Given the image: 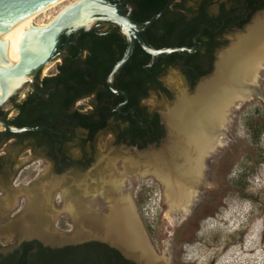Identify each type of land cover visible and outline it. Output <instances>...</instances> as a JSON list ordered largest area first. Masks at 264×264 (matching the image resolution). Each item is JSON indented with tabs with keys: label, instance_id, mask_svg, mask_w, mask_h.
Here are the masks:
<instances>
[{
	"label": "rangeland",
	"instance_id": "1",
	"mask_svg": "<svg viewBox=\"0 0 264 264\" xmlns=\"http://www.w3.org/2000/svg\"><path fill=\"white\" fill-rule=\"evenodd\" d=\"M70 1L73 0L50 8L37 19L47 20L57 15ZM95 23L92 20L85 27ZM243 27L227 33L229 36L224 39L219 51L216 50L214 61L221 50L229 46L231 35L243 32ZM214 70L212 66L206 77L213 75ZM47 71L42 67L41 73ZM53 72L55 65L50 70V73ZM259 79L257 95L239 108L231 109L226 142L206 157L203 172L195 186L196 200L189 213L185 217L177 215L178 218L172 223L164 215L167 205L163 198V186L152 174L154 162L142 155L151 149L140 152L116 144L111 134L102 131L97 134L93 146L85 147L84 151L92 153V161L86 168H67L57 174L41 154L20 146L3 147L1 151H7L8 162L3 164L0 173V248L6 251L21 241L24 237L23 224L28 223L24 215H27L31 207L39 210L43 217L40 218L41 226L53 238H37L45 245L62 246L90 240L107 243L108 239L88 233L89 229H95L89 223L95 217L105 219L112 204L129 194L134 204L137 197L144 199L140 206L135 205L137 217L153 252L161 255L166 248L165 256L168 260L163 264H201L216 255L215 260L209 264H264V133L258 143L254 144L245 124L246 117L250 115L256 116L258 113L264 116V69ZM161 81L169 89L170 96L150 91L142 101L149 110L160 115L166 113L181 90L192 93L197 84L189 86L177 68L167 69ZM32 84L33 81L26 83L21 94H11L0 108L9 109L10 98L15 95L21 98ZM86 102L80 101L83 106H86ZM166 144L163 139L154 149L161 151ZM67 152L72 158H77L81 149L75 144H69ZM167 156L164 157L169 161ZM143 170L149 173L143 175ZM242 170L244 177L238 181L237 177ZM110 178L121 182L120 187L108 190L105 181ZM57 180L58 185H48ZM149 181L159 186L157 199L161 195V200L156 201L158 206L153 219L144 217L142 210L148 196L145 183ZM198 205V211L193 214ZM82 214L89 222H80L79 216ZM146 225L151 228V233L147 231ZM251 243L254 245L249 247ZM130 254L131 260L137 264H147L136 254Z\"/></svg>",
	"mask_w": 264,
	"mask_h": 264
},
{
	"label": "trees",
	"instance_id": "2",
	"mask_svg": "<svg viewBox=\"0 0 264 264\" xmlns=\"http://www.w3.org/2000/svg\"><path fill=\"white\" fill-rule=\"evenodd\" d=\"M212 4L210 0L207 4ZM207 5V6H208ZM264 9V0H223L219 5L218 20L224 19L227 29L238 20L237 28L241 29L252 15ZM206 17L200 10L192 20H185L182 15L175 14V24L197 26V21ZM170 18V17H169ZM135 23L142 24L148 16L136 15L131 18ZM161 20V18H160ZM160 23L164 28H171L168 20L154 21L151 25ZM195 26V27H196ZM197 29V28H196ZM212 44L194 52H171L162 58L152 60V55L144 51L139 45L135 46L129 60L114 73L112 84L127 94L113 92L107 83V77L114 64L123 56L128 48L129 41L118 25L109 26L101 31L88 30L78 34L75 40L84 46L87 53L81 57L77 49L65 54L63 61L58 65V72L53 76L37 79L36 91L29 93L20 102H13L17 113L8 118L16 127L45 125L36 130L13 132L9 129L0 130V148L7 145L21 148H43L54 161L56 153L65 155V144L72 142L82 151L87 145L93 146L99 132H113L116 135V144L128 138L129 145L144 148L152 142L158 143L162 136L159 115L151 111L142 103L150 91L167 93L161 77L167 69L183 64V72L187 75L191 86L211 71L214 61V51L224 43L214 42V32L211 30ZM147 44V43H146ZM150 47L157 48L151 44ZM178 47V46H177ZM182 47V46H179ZM191 48V47H188ZM206 59L209 67L201 69V62ZM201 69V70H200ZM194 70L198 75H189ZM169 94V93H168ZM91 96L92 109L81 112L74 107L77 100ZM5 114V113H4ZM3 118H7L5 115ZM115 121L110 125V120ZM245 124L250 132L252 142L258 143L264 133V116L261 114L246 117ZM57 131V132H54ZM11 140L10 143L7 141ZM142 141V142H139ZM8 153L0 155V168L5 162ZM65 161V160H64ZM92 157L86 161L76 159L68 166H82L86 168ZM245 170V169H244ZM242 170L237 180L244 177ZM60 168L58 171L61 172ZM141 196V195H140ZM143 198L137 197L136 203L140 206ZM200 205L194 210L196 214ZM151 233V228L146 225ZM3 264H136L133 260L124 257L117 249L104 242L87 241L79 244H69L60 248L43 246L37 240L24 241L10 254Z\"/></svg>",
	"mask_w": 264,
	"mask_h": 264
},
{
	"label": "bare ground",
	"instance_id": "3",
	"mask_svg": "<svg viewBox=\"0 0 264 264\" xmlns=\"http://www.w3.org/2000/svg\"><path fill=\"white\" fill-rule=\"evenodd\" d=\"M66 1L69 0H54L3 30L0 33V66L16 63L23 44L25 49H42L44 45L29 41V31L33 28L32 25L47 26L56 15L48 17L47 20L37 17ZM76 21L79 24L89 22L88 16L82 11ZM230 38L229 46L219 53L213 75L202 79L192 93L181 90L170 103L164 114L168 126L167 144L159 152L142 154L152 158L155 163L152 174L163 186V198L167 205L164 215L171 223L178 218L177 215H187L196 200L195 186L203 172L206 157L226 142V127L231 109L239 108L245 101L257 95V83L264 69V12L255 15L243 32L235 33ZM50 68L52 62L43 66L45 70ZM31 71L29 68L24 69L23 72L8 77L7 93L11 95L32 81ZM165 155H168L169 161ZM146 173H149L148 170H143L142 174ZM58 183L59 180L48 185L54 187ZM105 184L108 190H115L120 187L121 182L110 178ZM45 195L46 193L44 198ZM135 205L131 195L127 194L112 204L105 219H91L92 223L89 224L95 229H89L88 233L120 245L132 255L141 257L147 264L167 262L166 248L161 255L153 252L138 220ZM24 218L28 222L23 230L25 236L37 235L46 240L53 239L41 226L40 218L43 217L39 210L31 207ZM30 218L32 219L28 220ZM79 219L83 224L89 222L84 214ZM252 245L254 244L251 243L249 247ZM216 256H211L201 264H209Z\"/></svg>",
	"mask_w": 264,
	"mask_h": 264
},
{
	"label": "flooded vegetation",
	"instance_id": "4",
	"mask_svg": "<svg viewBox=\"0 0 264 264\" xmlns=\"http://www.w3.org/2000/svg\"><path fill=\"white\" fill-rule=\"evenodd\" d=\"M75 1H77V0H75ZM75 1L67 3L66 5H64V8L67 7L68 5L72 4ZM111 1L113 3H116L122 9V11L125 14H127L128 16H130L131 18L136 16V15L148 16V19L145 22H143L142 24H139V26L141 28L140 33H141V36H142L143 40L145 41V43H147V44L149 43L152 46L157 47V48H164V47H174L175 48L177 46L178 47L182 46V47L195 48V50L202 49V52L204 53L205 48L212 44L211 32H210L211 30L214 32L213 37H214L215 43L223 42L226 34L228 33V32H226L225 34L222 33L223 30L227 29V25H226V22L224 21V19L222 18V19L218 20V16L220 14L219 5L223 0H213V3L212 4L210 3L209 5L207 3L210 0H111ZM200 10L204 11V14L206 15V17L199 19L197 21L198 22L197 26L195 24H194V26H185L182 24V22H181V25L175 24V14L182 15L185 20H192L197 15V12ZM160 18H161V20L166 19V20L172 22L171 28L170 29L164 28L160 23L156 24L155 26L151 25L154 21H156V20L158 21V19L160 22L161 21ZM95 21H96V23L94 25L90 26L89 28L81 27V28L77 29L76 31L64 30L63 32L60 33V35H59V49H58L56 57L54 58V60L52 62V68L55 65V72L50 73V70L52 69V68H50V69H48L47 72L41 73L42 68L39 69L37 71V73H35L34 82L32 84V87L28 88L27 92L25 94H22L21 98H19L17 95L10 98L11 106L9 109L0 108V118H3V116L5 115L8 119L17 113V109L13 106V102H20L21 100L26 98V96L29 93H31L33 91L35 92L36 91L35 86L37 84V79L39 81L46 76L56 75L58 72V65L62 63L65 54L71 53V51L77 49V53L81 57L85 56V54L87 53L86 52L87 51L86 50L87 45L84 46L83 44H81L75 40V37L78 34H82L83 32H87L88 30L89 31L93 30L95 32L101 31V30L108 28L109 26H115L116 25L115 23H113L109 20H105V19H103V20L98 19ZM238 22H239L238 20H235L230 25L231 31H229V32L238 30V28H237ZM136 45H138V43H136ZM216 50L214 51V57H215ZM164 55L165 54L157 56V57L152 56V60H157L159 58H162ZM212 66H213V62H212ZM208 67H209V64L207 63V60L204 59L201 62V69L202 70L207 69ZM171 68L179 69L181 74L184 75L188 85L191 86L189 80L185 76L187 74L185 72H183V69H185L183 64L181 66H176V67L174 64V66ZM211 69H212V67H211ZM198 72L199 71L194 70L189 75H198ZM40 75H42V76H40ZM23 87L21 88V90L23 89ZM165 88L167 89V93L163 92L161 94L165 95L166 97H169L170 91L167 87H165ZM17 94H21V91L18 92ZM81 100L87 101L86 106L81 105V103H80ZM81 100H77L74 104V107H76V108L80 107L79 110L81 112H87V111L92 109V106L90 103L91 96L83 98ZM158 115H159V122L161 124L163 136L158 143H156V142L150 143V144H155V145H159L161 143V141L164 139V136L166 134V129H165V126L162 122L161 115L159 113H158ZM114 122L115 121H113L111 119L110 125L113 126ZM167 128H168V126H167ZM108 133L113 136L114 142H116L115 133H113V132H108ZM128 141L129 140L127 138L124 140V142H120L118 144H120V145L123 144L124 146H129L131 148H138L137 145L127 144ZM7 142H11V140H8ZM139 142H142V141L139 140ZM69 144H73V143L67 142L65 144L66 148ZM147 145H146V147H147ZM2 148H0V155L5 153V151H1ZM26 149L31 150L33 153L41 154L42 157H44L49 163H51L54 171H58L60 168L62 169V171H64L67 168L84 169V168H82V166H69V167L67 166L66 167V165L64 163H68L71 160H76V159L86 161L87 159H90L92 157V153L81 150V153L77 158H72L71 156L68 155V152H66L65 155H60L59 153H56L58 161H54L50 156H46L48 154L45 151V149H43V148H36L34 146V148H26ZM138 149H140V148H138ZM141 149H143V148H141ZM2 167L0 168V173L2 172V169H3ZM61 172H58L57 174H61ZM135 202H136V200H135ZM31 240H37L43 246H48V247H52V248H60V247L69 245V244H65L62 246H49V245H45L44 243H42L37 238H33L30 240H22L19 243H17L13 248L7 249L6 251H4L2 248H0V264H3V262L5 261V258H7L10 254H12L19 247V245L22 242L31 241ZM94 241H99V240H94ZM84 242H87V241H84ZM99 242H104V241H99ZM81 243H83V242H81ZM104 243H106V242H104ZM77 244H79V243H77ZM106 244L109 245L108 243H106ZM110 247L117 249L122 254V252L118 248H116L115 246H110ZM128 259H130V258H128Z\"/></svg>",
	"mask_w": 264,
	"mask_h": 264
},
{
	"label": "water",
	"instance_id": "5",
	"mask_svg": "<svg viewBox=\"0 0 264 264\" xmlns=\"http://www.w3.org/2000/svg\"><path fill=\"white\" fill-rule=\"evenodd\" d=\"M54 0H0V33L11 26L13 23L28 15L29 13L39 9L40 7L52 2ZM88 16L89 22L92 20L105 19L109 20L116 25H118L123 33L127 36L129 45L123 56L114 64L112 67L108 77L107 83L110 89L115 93H121L125 95V99H127V94L117 89L113 86V75L116 73L119 68L131 57L134 52L136 43L148 54L153 57H157L163 54L171 53V52H194L195 48L188 47H164V48H153L145 43L140 33L139 24L135 23L130 16L125 14L122 9L111 0H77L72 4L68 5L60 13L56 15V17L45 27H39L37 25H32L33 28L29 31L31 33V37L29 41L34 42L37 45H44V47L40 50L34 51L31 49H25V44L22 45V52L20 57L16 63L7 66H0V106H2L8 99L9 94L7 93V84L6 81L8 77L15 75L17 73L23 72L24 69H31L30 72L32 81L34 82L35 73L39 69H41L45 63L53 62L54 58L57 55L59 49V35L64 30L68 31H76L81 27H85L88 23L79 24L76 19L80 15V12ZM264 12V9L255 12L253 15H257L259 13ZM252 18L249 20L251 21ZM248 23L245 25V27ZM245 27H243L245 29ZM89 28V27H85ZM239 30V29H238ZM200 34V33H199ZM229 34H226L225 39L228 38ZM2 42L0 43V47ZM220 48L217 49L219 51ZM218 56V55H217ZM218 57H216L217 60ZM213 66L215 67V62ZM207 75L202 76L198 79L197 84ZM196 84V85H197ZM21 89L17 90L15 93L20 92ZM177 96V95H176ZM175 96V98H176ZM174 98V99H175ZM172 103V102H171ZM168 109V108H167ZM161 119L166 129V136L164 138L165 143H167L168 137V128L164 119V113H161ZM0 129H9L13 132H24L36 130L41 127H46L45 125H36V126H23L16 127L7 118H0ZM57 132V131H54ZM158 145L148 144L147 147L143 149L133 148L136 151L142 152L146 149L156 151ZM165 145H163L164 147ZM150 150V152H151ZM148 153V152H147ZM150 160L152 158H149ZM153 161V160H151ZM155 165V163H154ZM190 211V208H189ZM185 217V216H184ZM36 236L37 235H32ZM40 238V237H38ZM110 246H115L118 248L122 254L127 258H132L131 254L127 252V250L120 245L113 243L111 241H107Z\"/></svg>",
	"mask_w": 264,
	"mask_h": 264
},
{
	"label": "built area",
	"instance_id": "6",
	"mask_svg": "<svg viewBox=\"0 0 264 264\" xmlns=\"http://www.w3.org/2000/svg\"><path fill=\"white\" fill-rule=\"evenodd\" d=\"M145 188L148 191V196L147 200L145 202L144 207L142 208L143 210V215L144 217H150L151 219L154 218L156 215V206H158V203L161 199V195L159 194V199H157V190L159 191V186L156 182L154 181H149L145 183ZM157 199V200H155ZM157 201V202H156Z\"/></svg>",
	"mask_w": 264,
	"mask_h": 264
},
{
	"label": "crops",
	"instance_id": "7",
	"mask_svg": "<svg viewBox=\"0 0 264 264\" xmlns=\"http://www.w3.org/2000/svg\"><path fill=\"white\" fill-rule=\"evenodd\" d=\"M25 225H26V223L23 224V226H24L23 230L25 229ZM23 230H22V234H23L24 237L21 238V241H22V240H27V239H30V238H31V239H33V238H38V237H36V236H25L24 233H23ZM38 239H39V238H38ZM44 240H46V239H44ZM19 242H20V241H19ZM19 242H18V243H19Z\"/></svg>",
	"mask_w": 264,
	"mask_h": 264
}]
</instances>
